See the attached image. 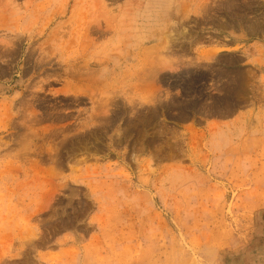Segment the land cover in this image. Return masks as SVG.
<instances>
[{
	"label": "rangeland",
	"instance_id": "374dc122",
	"mask_svg": "<svg viewBox=\"0 0 264 264\" xmlns=\"http://www.w3.org/2000/svg\"><path fill=\"white\" fill-rule=\"evenodd\" d=\"M0 264H264V0H0Z\"/></svg>",
	"mask_w": 264,
	"mask_h": 264
},
{
	"label": "bare ground",
	"instance_id": "6f19581e",
	"mask_svg": "<svg viewBox=\"0 0 264 264\" xmlns=\"http://www.w3.org/2000/svg\"><path fill=\"white\" fill-rule=\"evenodd\" d=\"M133 2V1H132ZM135 2V1H134ZM139 6V5H138ZM140 7H141V5H140ZM137 9V8H136ZM117 14V13H116ZM121 24V23H120ZM120 24H119V22L117 21H114V19H110V18H106L105 19V24L104 25H101V23L99 22V21H97L93 26H94V29L93 30H95L96 31V33H101V32H103L104 33V31L105 30H108V29H112V31L115 33V34H119V30H120ZM92 26V27H93ZM125 26V25H124ZM122 28V27H121ZM109 31V30H108ZM102 34V33H101ZM115 36V35H114ZM87 37V36H86ZM119 37V36H118ZM155 37V35L154 34H152V35H149V36H147L146 37V39H148V40H152V38H154ZM121 38V37H120ZM156 39H157V37H156ZM215 51V50H214ZM208 53V52H207ZM208 55V54H207ZM97 60V59H96ZM88 68H89V66H88ZM90 69V68H89ZM91 72H92V68H91V70H90ZM90 72V73H91ZM91 75H92V73H91ZM89 76V75H88ZM90 77V76H89ZM88 77V78H89ZM90 79V78H89Z\"/></svg>",
	"mask_w": 264,
	"mask_h": 264
}]
</instances>
